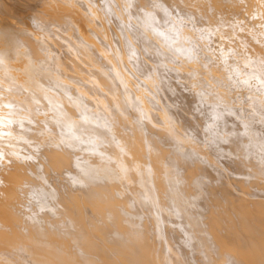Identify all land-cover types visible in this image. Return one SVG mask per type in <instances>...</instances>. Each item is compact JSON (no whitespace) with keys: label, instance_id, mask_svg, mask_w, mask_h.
I'll return each instance as SVG.
<instances>
[{"label":"bare ground","instance_id":"obj_1","mask_svg":"<svg viewBox=\"0 0 264 264\" xmlns=\"http://www.w3.org/2000/svg\"><path fill=\"white\" fill-rule=\"evenodd\" d=\"M0 264H264V0H0Z\"/></svg>","mask_w":264,"mask_h":264},{"label":"rangeland","instance_id":"obj_2","mask_svg":"<svg viewBox=\"0 0 264 264\" xmlns=\"http://www.w3.org/2000/svg\"><path fill=\"white\" fill-rule=\"evenodd\" d=\"M236 24V23H235ZM250 46H252V45H250ZM249 47V46H248ZM255 47V46H254ZM253 47V48H254ZM62 54H63V56H62V58L65 60V61H70L72 58L70 57V56H72L71 54H68V53H66V52H64V51H62ZM72 61V60H71ZM253 84L251 83L250 84V87L252 86ZM254 86V85H253ZM253 86L251 87L252 89H253ZM244 87V86H243ZM243 87L241 86V88L243 89ZM247 88V87H246ZM246 88H244L245 89V91H247V90H249L248 88H247V90H246ZM256 88V87H255ZM252 89H250V90H252ZM181 90V89H180ZM249 90V91H250ZM179 103V102H178Z\"/></svg>","mask_w":264,"mask_h":264}]
</instances>
